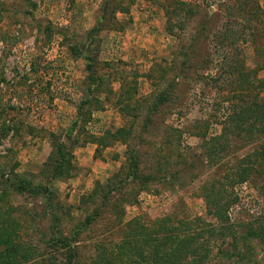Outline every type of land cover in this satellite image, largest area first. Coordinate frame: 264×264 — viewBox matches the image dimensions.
Wrapping results in <instances>:
<instances>
[{
	"label": "rangeland",
	"instance_id": "obj_1",
	"mask_svg": "<svg viewBox=\"0 0 264 264\" xmlns=\"http://www.w3.org/2000/svg\"><path fill=\"white\" fill-rule=\"evenodd\" d=\"M262 117L264 0H0V264H118L132 218L217 226L210 186L204 264H264Z\"/></svg>",
	"mask_w": 264,
	"mask_h": 264
},
{
	"label": "trees",
	"instance_id": "obj_2",
	"mask_svg": "<svg viewBox=\"0 0 264 264\" xmlns=\"http://www.w3.org/2000/svg\"><path fill=\"white\" fill-rule=\"evenodd\" d=\"M249 111L252 112V108ZM262 119L264 121V117H262ZM127 133V129L124 130V128H121L116 130L111 136L113 137L119 135V137L125 142L127 139ZM196 133V135L202 140V143L207 141L206 130L201 131L197 129ZM92 139L96 138L92 136ZM98 139L102 142L104 137ZM106 143L107 142H105V144ZM260 155H264V143L261 144ZM249 165L250 167L247 168L248 171H251V169L256 170L254 167L252 168L251 164ZM129 167L132 172L131 174L137 177L138 174L136 171L139 164L134 153L131 154ZM57 169H59L58 166ZM61 173L62 171L59 170L57 174ZM246 173L248 172L245 168L244 171H240L237 174V181H245L247 178ZM143 178H145V181H148L150 177L147 176ZM13 185L15 186V190H32L34 194H39L40 190L43 192L46 191V188L43 186H39V188H31L23 181L19 184L13 182ZM209 188H212V186ZM209 188H203L204 192L202 194L205 199L207 214L215 218L217 226L221 223H228V210L230 206L235 203V199L233 197L230 198L228 195H212L210 194L212 190ZM199 219L204 220L200 217ZM171 221V218H156L153 222L156 226L150 228L149 226L141 223L138 218H132L127 221L124 226L127 228V232L125 233L122 242L117 247L118 250L114 254L113 259L118 261V264H204L208 255L206 254V247L208 246L203 242V235L207 233L209 237H211L214 233H216L217 229L219 230L218 235H224L226 233L224 232L225 230H233V227L229 224H226L222 230V228L217 227L214 223L204 222V227L193 232L191 228L193 225L192 220H178V223L175 222V224L171 223ZM3 234L4 231L0 230V245L8 241L7 237H5L6 234ZM232 234L233 239L238 237L237 235L235 236L233 232ZM241 237H245V239H264V222L259 221L256 225H248L247 230L242 232ZM61 239L64 241L63 245L66 249V254H68L66 255L68 258H66L67 260L64 264H76V252L73 249L71 239H66L65 237ZM127 257H130V259L127 260ZM104 261L105 264H111L108 260L106 261L104 259ZM253 264H256V262H253Z\"/></svg>",
	"mask_w": 264,
	"mask_h": 264
}]
</instances>
